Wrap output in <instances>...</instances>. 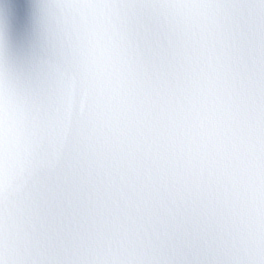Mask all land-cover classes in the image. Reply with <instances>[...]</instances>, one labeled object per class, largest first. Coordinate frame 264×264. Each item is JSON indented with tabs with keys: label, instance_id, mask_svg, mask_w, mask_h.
Segmentation results:
<instances>
[{
	"label": "snow or ice",
	"instance_id": "6c2138e0",
	"mask_svg": "<svg viewBox=\"0 0 264 264\" xmlns=\"http://www.w3.org/2000/svg\"><path fill=\"white\" fill-rule=\"evenodd\" d=\"M0 264H264V0H0Z\"/></svg>",
	"mask_w": 264,
	"mask_h": 264
}]
</instances>
